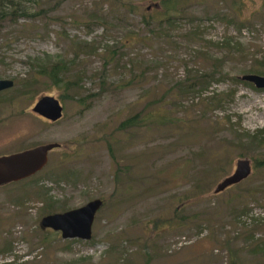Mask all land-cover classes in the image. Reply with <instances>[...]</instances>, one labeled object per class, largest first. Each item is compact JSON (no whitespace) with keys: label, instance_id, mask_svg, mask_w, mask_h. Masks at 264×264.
I'll use <instances>...</instances> for the list:
<instances>
[{"label":"rangeland","instance_id":"374dc122","mask_svg":"<svg viewBox=\"0 0 264 264\" xmlns=\"http://www.w3.org/2000/svg\"><path fill=\"white\" fill-rule=\"evenodd\" d=\"M38 1L39 17L0 23V156L58 147L0 186V264H264V90L239 80L264 67V0H176L167 24L162 0ZM45 57L78 89L47 86ZM189 71L212 81L181 93ZM42 96L57 121L31 111ZM136 113L168 121L117 129ZM239 159L249 176L214 194ZM92 199L89 240L40 229Z\"/></svg>","mask_w":264,"mask_h":264},{"label":"water","instance_id":"95a60500","mask_svg":"<svg viewBox=\"0 0 264 264\" xmlns=\"http://www.w3.org/2000/svg\"><path fill=\"white\" fill-rule=\"evenodd\" d=\"M239 80L249 83L255 89L264 90V76L244 74L239 77ZM11 87V80L0 79V92ZM31 111L49 122L57 121L62 115V107L58 100L52 96L38 98L34 102ZM57 147V143H46L0 156V186L27 179L39 172L47 163L48 153ZM249 174V161L246 159L237 160L233 173L216 184L213 193L217 194L230 186L238 184L246 179ZM101 205L102 201L100 199H92L80 207L61 213L47 214L40 218L38 225L40 229L58 232L63 240H89L94 216Z\"/></svg>","mask_w":264,"mask_h":264},{"label":"trees","instance_id":"16d2710c","mask_svg":"<svg viewBox=\"0 0 264 264\" xmlns=\"http://www.w3.org/2000/svg\"><path fill=\"white\" fill-rule=\"evenodd\" d=\"M38 2V0H0V23L5 21L14 22L16 19L26 20L39 17L42 9L37 5ZM178 4L179 3L176 0H162L160 2V9H162L163 12H161V18L159 17L158 21H163L165 24L172 23V15L179 12ZM36 9L37 11H35ZM148 19L152 20L150 17H148ZM146 23L147 21H145V24ZM32 66V69H34L32 71L37 76L47 80V86H52L63 93L72 92L78 89V83L76 81H70L65 77L64 72L66 70L63 69L61 63H54L48 57H45L44 59L34 62ZM189 74L191 76L190 79H186L175 85L181 93H193L197 90H201L207 87L212 81V75L210 76L198 71H189ZM248 74L264 76V67L258 70H251ZM31 81H36V79L33 77ZM245 84L250 85L249 83ZM147 119L150 121L147 122ZM167 121L168 119L164 115L148 114L146 117V115L142 116V113H136L122 121L117 129L125 130L127 128L143 127L146 123L164 125ZM252 142H256V140L251 138L250 143Z\"/></svg>","mask_w":264,"mask_h":264}]
</instances>
